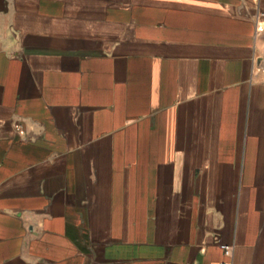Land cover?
I'll use <instances>...</instances> for the list:
<instances>
[{
  "label": "crops",
  "instance_id": "crops-1",
  "mask_svg": "<svg viewBox=\"0 0 264 264\" xmlns=\"http://www.w3.org/2000/svg\"><path fill=\"white\" fill-rule=\"evenodd\" d=\"M263 54L264 0H0V264H264Z\"/></svg>",
  "mask_w": 264,
  "mask_h": 264
},
{
  "label": "built area",
  "instance_id": "built-area-1",
  "mask_svg": "<svg viewBox=\"0 0 264 264\" xmlns=\"http://www.w3.org/2000/svg\"><path fill=\"white\" fill-rule=\"evenodd\" d=\"M258 71L263 75V82H264V54L260 58V63L258 66ZM222 249L227 257H232V247L228 245H222ZM221 264H232L230 261H225Z\"/></svg>",
  "mask_w": 264,
  "mask_h": 264
}]
</instances>
